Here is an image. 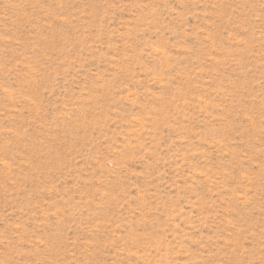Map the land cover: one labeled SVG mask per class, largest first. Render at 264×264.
<instances>
[{"label":"rangeland","instance_id":"374dc122","mask_svg":"<svg viewBox=\"0 0 264 264\" xmlns=\"http://www.w3.org/2000/svg\"><path fill=\"white\" fill-rule=\"evenodd\" d=\"M0 264H264V0H0Z\"/></svg>","mask_w":264,"mask_h":264}]
</instances>
